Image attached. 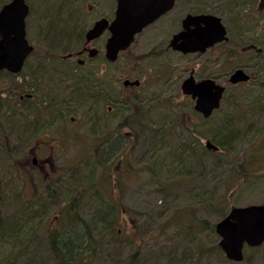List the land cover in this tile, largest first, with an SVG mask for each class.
Here are the masks:
<instances>
[{
    "label": "rangeland",
    "instance_id": "1",
    "mask_svg": "<svg viewBox=\"0 0 264 264\" xmlns=\"http://www.w3.org/2000/svg\"><path fill=\"white\" fill-rule=\"evenodd\" d=\"M9 1L0 0V7ZM26 1V37L39 47L79 45L73 31H66L71 41L53 37L57 42L51 46L39 18L53 16L63 23L76 16L79 24L74 20L71 28L86 30L112 11L110 0ZM258 4L177 0L175 9L158 20V37L155 30L136 37L138 45L116 63H108L101 52L87 67L89 78L78 80L83 99L58 96L64 102L55 100L49 120H44L50 121L51 133H65L58 141L73 135L76 142L52 148V164L36 171L23 164L27 151L14 150L17 130L22 137L34 136L23 132L32 127L30 110L18 106L12 77L0 74V264H57L48 246L50 235L54 241L70 238L78 251L75 264H129L135 254V264H157L156 259L264 264V243L247 248L246 261L235 263L213 250L219 241L214 231L185 227L187 218L214 225L231 207L264 202V59L252 70L253 83L236 87L225 77L247 58L253 60L241 55L242 43L253 38L258 46L264 44V17L256 18L264 11ZM193 8L220 18L227 41L202 55L182 56L165 46L179 12ZM61 24L54 32H64ZM157 45L158 56L148 54ZM133 53L140 61L132 57L130 70L126 61ZM28 60L24 72L32 66ZM190 70L198 78L215 77L225 87L220 107L209 118L195 112L181 92ZM134 78L141 80L138 89L122 88L124 79ZM206 140L215 146L228 141L219 152L206 149ZM13 158L22 162L15 164Z\"/></svg>",
    "mask_w": 264,
    "mask_h": 264
},
{
    "label": "flooded vegetation",
    "instance_id": "2",
    "mask_svg": "<svg viewBox=\"0 0 264 264\" xmlns=\"http://www.w3.org/2000/svg\"><path fill=\"white\" fill-rule=\"evenodd\" d=\"M11 1V0H10ZM109 1V0H107ZM177 2V0H175ZM111 3H109V7L112 9L110 12L111 15L108 16H100L96 19H94L89 26L86 28V30H83L82 28L72 29L70 22L74 21V23L77 25L79 24V18L76 16L70 17L68 22L58 21L53 16H44L42 18H39V22L44 24L43 28V34L45 38L50 41L51 46L55 45L57 42L55 39H52L53 37L57 38L56 32H54V28L59 26L61 23L62 30L63 31H69L72 32V35L77 36L79 45L73 46V47H64L62 49L55 48V47H39L34 42L28 41L26 34H27V19L30 13V6L28 2L25 0V3L28 6V15L25 18V37L28 42V44L32 47L31 51L28 53V55L25 57L23 64L21 66V69L18 72H8L6 70L0 71L1 73H6L7 75L12 77L13 81V88L15 91V94H18L17 104L22 105L23 108L26 110H30V115L32 118V122L30 120V124L32 125L31 128H28L25 132H33L32 138L27 135V137H22L24 134H21L20 132L14 133L16 137V142L18 146L14 147V150L17 152L18 150L27 151V156L25 157L23 164L28 166L29 168H32L36 171L37 169H43L48 166H50L53 162V160L50 157L51 149H62L64 146L66 147L68 143H71L74 145V142H76V138L71 135L72 137L69 138L67 141H58V137H62L65 133H59L54 134L50 132V121H44L46 118L49 120V115L51 112V109L53 107V104L55 103V100H57L61 95L62 97H71L72 95L75 98L83 99V94L77 89L78 86V80H82L85 78H89L87 76V67L91 66V61L96 59L100 56V53L102 52L105 60L108 63H116L119 56L131 52L133 49V46L138 45L137 44V38L143 36L148 31H156L157 37H158V20L162 17L168 15L170 12H172L175 9L176 2L169 11H167L165 14L161 15L160 17H156L153 21L149 22L146 26H144L139 32L134 34L132 42L122 51H119L117 54V57L113 61H108L105 57L106 52V44L108 39L112 36V31L110 29L112 22L115 19V11L117 7V0H110ZM259 9H261V12L264 11V0H259ZM3 6V5H2ZM0 7V9L2 8ZM90 7V6H89ZM194 11V8L192 9ZM191 10L180 11L178 14V24L176 30L172 33L170 39L167 42V45L165 46L166 49L171 50L174 53L180 54L182 56L187 55H202L206 53L208 50H211L214 48V46L218 45L214 44L212 47L207 48L204 52H186L183 53L179 50L173 49L170 44L174 36L179 34L180 32L184 31L182 27V20L187 14L191 15H199V14H209V13H203V12H193ZM213 15V14H211ZM264 15L256 16V18H263ZM103 20H106V25L102 27V30L100 34L93 38V39H87L86 34L87 32L93 28L95 23L101 22ZM156 24V26H154ZM70 25V26H69ZM194 29V26H189L188 30L191 31ZM261 31L264 33V25L261 26ZM50 32H53L52 35ZM51 36V37H50ZM51 38V39H50ZM137 39V40H136ZM181 42L180 39L176 41V45H179ZM66 44H68L66 42ZM50 45V44H49ZM263 46H258V43L253 41V38H251V41L242 43L240 46L241 49V55L243 57H248V55H251L253 57L252 59L247 58V62L239 63V65L235 66L233 69L229 71V74H225L226 79H228L229 75L236 69H240L243 71V73L248 76V80L246 82H240L236 84V87H244L245 85H248L249 83L255 82V73H253L252 70H256L259 66V58L264 59V44ZM102 48V50H101ZM148 53L152 54L154 56H158V45L152 46ZM147 53H144L142 55H148ZM136 57V60L140 61V56H136V53L128 55V61H126L128 69L131 68V58ZM28 59H32V66L29 68L28 71L24 72V69L27 66ZM264 62V61H263ZM136 66L134 67V69ZM90 72L94 73V77L97 78V70L92 68ZM192 75L195 82H199L204 79H212L216 84L224 86L222 83H219L218 79L215 77H212L210 75H207L202 78H198L194 74V70H190L189 74ZM87 76V77H86ZM185 77L184 79H186ZM183 79V80H184ZM96 81L95 79H91ZM182 80V82H183ZM227 82V80H226ZM98 82H95L97 84ZM94 84V92L98 95L99 91L96 89V85ZM75 85V86H74ZM141 85V80L134 78V79H124L121 83V86L125 90H134L138 89ZM225 88V87H224ZM76 90V93H75ZM225 91V90H224ZM53 93V95H52ZM94 95V94H93ZM59 96V97H58ZM73 97V98H74ZM189 99L193 102V106L195 104V100L192 99L191 96ZM72 98V99H73ZM133 99V98H132ZM15 100V98H14ZM61 100L63 99H58ZM122 104V102H120ZM221 103V102H220ZM110 109V107H109ZM0 112H1V106H0ZM59 112L64 114V110L59 109ZM17 115H20L16 112ZM199 114V113H198ZM58 115V113L56 114ZM201 115V114H200ZM202 116V115H201ZM139 120V118H137ZM72 124L75 123V119L72 118L70 120ZM76 125V124H75ZM71 131L75 130L74 126H70ZM32 130V131H31ZM75 132V131H74ZM37 135V137H35ZM67 136V134H66ZM34 137V138H33ZM27 140V143L24 145L23 141ZM32 141V142H31ZM65 143V144H64ZM1 146V145H0ZM20 146V148H19ZM80 146V145H79ZM15 161V164H20L18 159L13 158Z\"/></svg>",
    "mask_w": 264,
    "mask_h": 264
},
{
    "label": "water",
    "instance_id": "3",
    "mask_svg": "<svg viewBox=\"0 0 264 264\" xmlns=\"http://www.w3.org/2000/svg\"><path fill=\"white\" fill-rule=\"evenodd\" d=\"M175 0H117L115 19L111 24L112 36L106 44L105 57L108 61L116 59L119 51L124 50L139 32L156 17L173 8ZM28 6L25 0H11L0 9V71L14 73L21 69L23 61L32 47L25 37V18ZM106 20L95 23L87 34V39L97 37ZM189 26H194L191 31ZM183 30L173 37L170 46L186 52H204L214 44L227 40L226 29L221 19L210 14H187L182 20ZM180 39L179 45L176 41ZM242 70H234L227 82L236 85L246 82ZM182 94L195 100L193 109L202 117L208 118L219 108L224 92L222 85L212 79L195 82L192 75L183 80L180 86ZM205 148L217 151L218 148L209 140ZM218 236V247L231 262H242L246 248H257L264 243V202L242 207H231L224 217L213 226Z\"/></svg>",
    "mask_w": 264,
    "mask_h": 264
},
{
    "label": "trees",
    "instance_id": "4",
    "mask_svg": "<svg viewBox=\"0 0 264 264\" xmlns=\"http://www.w3.org/2000/svg\"><path fill=\"white\" fill-rule=\"evenodd\" d=\"M191 11H193L192 9H190ZM201 12L200 11V8H198V9H194V11L193 12ZM65 32V33H64ZM63 33H56V36L58 37V39H59V41L60 42H67V43H69V41H71V39L72 38H70L69 37V35L67 34V32L66 31H64ZM61 35V36H60ZM232 136V133L230 134V133H227V134H225L224 136ZM224 136H223V138H224ZM227 137V138H228ZM221 140V139H220ZM228 140H224V141H222V142H219V141H217L219 144H220V146H216L217 148H218V150L217 151H219V152H221V151H223V150H225V149H223V148H225V143L227 142ZM225 216V214H221L220 216H219V220L222 218V217H224ZM191 217V216H190ZM213 226L214 225H209V226H207L206 225V223L204 222V221H195V220H193L192 218L190 219V218H187V224H186V228L187 229H189V230H191V232H193V231H200V230H205V229H207V230H210V231H214L213 230ZM7 231V230H6ZM50 238H51V241H49V249H50V251H51V253H52V256H53V260L55 261V263H57V264H75V261L77 260V259H74V256L76 255V253L78 252L77 250H76V247H75V245H71L70 244V238L68 239H64L63 237H60V239L57 241V240H55L54 241V239L52 238V235H50ZM88 249V246H86L85 248H84V250H87ZM255 248H252V249H250V250H254ZM213 250H215V252H220L221 253V251H220V249H219V247H218V245H215L214 247H213ZM136 255V254H135ZM135 255H132L131 256V259L129 260V264H135V259H134V256ZM183 259H179L178 261H179V264L181 263V264H186L187 262H185V261H182ZM156 261H158V263L157 264H174V262H173V259H169L167 262H163V263H161L162 261H160V260H158V259H156ZM244 262L246 261V256L244 257V260H243ZM88 262H90V261H88ZM27 264H36V263H33V262H30V263H27ZM85 264H89V263H85Z\"/></svg>",
    "mask_w": 264,
    "mask_h": 264
}]
</instances>
